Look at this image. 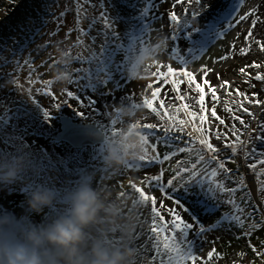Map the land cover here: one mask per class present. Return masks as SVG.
Here are the masks:
<instances>
[{"label": "snow or ice", "instance_id": "1", "mask_svg": "<svg viewBox=\"0 0 264 264\" xmlns=\"http://www.w3.org/2000/svg\"><path fill=\"white\" fill-rule=\"evenodd\" d=\"M125 2H129V0H125ZM185 2L188 5L193 3L201 5V0H175L172 7L175 9L177 5ZM245 2L246 0H239L240 6H243ZM75 3L78 23L80 16L87 14L85 5H90L92 8L97 7L93 0H75ZM99 8L101 9L99 15L89 23V29L98 23L102 25L99 35L103 36V41L99 46V52L93 51L87 58L82 55L73 58L67 52L68 56L75 59L77 63H82L85 59L89 63L97 62V66L94 68H77L75 70L78 77L81 73L85 74L83 76V79L87 80L85 87L90 88L93 92L97 90L98 86H106L109 82H114L113 72H120L123 75L121 65L115 61L118 53L123 52L125 56H128L129 63L132 65L137 53L147 52L151 48L153 28L148 21L158 18L151 15L156 8L154 0H139L138 20L130 24L131 30L124 34L128 37L127 45H125L121 41V34L116 29V20L109 15L104 0H100ZM184 11L187 13L188 9ZM257 13L258 8L255 7L244 15L237 13L231 19H225L227 27L222 31H214V28H210L208 31L214 32L216 38H222L237 24L246 21L250 16L255 17L244 36L247 46L240 48L239 53L242 56H247L253 42L261 51H264V39H257L253 34L257 23L261 22ZM199 14V11L190 13L193 20ZM60 15L63 17L64 13L62 12ZM167 15L171 22V33L167 39L173 42L170 56L178 61L179 67L159 63L157 70L152 75L156 77L157 82L162 84V87H153V84H148L147 87L152 89L151 95L150 97L144 96L140 103L135 102V97L125 98L135 113L140 109H148L159 120V123H141L137 119L131 125L141 128L148 147L138 160L128 162L125 166L126 169L160 165L158 174L146 175L139 183L133 180L128 181L129 187L136 194L132 199L131 210L134 211L138 206L150 205L147 242H150L154 251L152 260L158 264H197V261L200 264H209V261L214 258H222V254L218 253L215 248L208 252L206 259L196 254L197 241L203 238L204 233L222 227L228 231H231L233 227L240 229L241 232L237 239L248 238L249 247L254 254L257 257H264V251L258 250L255 245L251 244L254 230L264 227V211H262L264 210V167H260L264 165V119H260L256 112L249 107L254 105L264 112V100L257 98L256 93L249 94L241 91L240 88H233L228 80H223L218 87L213 85L208 79L209 75L215 73L219 80L221 79L220 73L216 68L209 67L207 64L200 65L196 71L189 70L190 60L186 57H190L191 61L200 60L206 56L212 41L205 33L199 43H192V47L185 49L182 54L178 43L182 39L181 31L190 29L184 33L183 39L191 41L193 32L201 30L192 27L188 20H184L181 24L182 17L176 11H170ZM71 31L70 29L68 35L71 34ZM80 32L81 36L88 35V32L83 29H80ZM238 39L239 36L234 37V40ZM92 40L95 42L96 37L93 36ZM77 45L84 46V40L78 38ZM48 46L50 45H46V47ZM235 52L236 44L229 43L227 52L214 58L213 64L225 66V62L235 58ZM52 60L55 58L50 56V61ZM4 63L8 64L11 61ZM15 63L17 70H21L25 66L28 67V83H36L32 77L37 73V69L33 66L34 61L31 58L23 60L22 64L19 61ZM56 63L59 62L56 61ZM44 66L41 64V67ZM132 66L135 67V65ZM262 67L264 64L254 61L246 67L240 68L239 72L248 77L245 82L250 87H255L251 81L254 79L264 82V73L257 72L255 76H252L246 69ZM101 74L106 78L100 79ZM197 75H200L199 80H197ZM93 78L96 80L95 83ZM13 81V88L23 87L19 84L18 77H13ZM42 83L44 87L37 91L42 95L57 99L50 90L52 81L45 80ZM167 85H171L173 99L178 101V104H166L167 97L161 98L162 88ZM182 85H186V90L183 92L181 91ZM3 87L4 85L0 84V89ZM115 87L119 88L120 84L115 83ZM221 90L225 97L233 98L230 103L234 107H230L229 103L222 98ZM65 95L81 104L85 103L80 95L73 91L66 90ZM62 103L68 105L67 100ZM95 103V100L91 98L87 101V105L93 108ZM221 104H223V111L229 114L230 122H226L225 118L218 114L217 108ZM61 106L62 104L58 100L53 105L57 111L61 109ZM79 113L85 117L83 111ZM181 113L185 118H181ZM245 115L250 119L246 120ZM43 116L48 118L52 116V113L45 108ZM122 120L121 115L116 113L113 118H110V123L119 125V127L109 128L101 123L95 128L102 130L105 137L111 139L124 128ZM193 133L197 135H193ZM150 138H154L155 142H150ZM214 141L219 142V146ZM257 142H259V146ZM159 147H163L167 151L161 153L158 151ZM224 151H228L230 154L222 155ZM181 154H187V156L183 159H176L174 167L171 168V178L165 179L169 168L163 165ZM229 164L236 165L235 169L229 167ZM241 168H244L243 172ZM228 182L234 186H229ZM153 190H159L164 199L172 200L176 207L166 206L163 199L159 201V207H157V198L150 194ZM177 192L179 195H173ZM189 193L201 196L195 201L196 206L192 208L185 207L181 200V196ZM237 193H242V195L237 197ZM118 196L122 200L130 198L123 190L118 193ZM182 212L188 214L187 218L182 215ZM164 213L169 219L165 218ZM216 213L220 214L219 219L206 226V221ZM258 214L261 216L259 222L252 223L245 231L246 221L255 220ZM139 235L138 233L136 238ZM110 243L115 245V242ZM261 247H264V244Z\"/></svg>", "mask_w": 264, "mask_h": 264}, {"label": "rangeland", "instance_id": "2", "mask_svg": "<svg viewBox=\"0 0 264 264\" xmlns=\"http://www.w3.org/2000/svg\"><path fill=\"white\" fill-rule=\"evenodd\" d=\"M17 1L0 0V84L5 85L7 81H13V77H18L19 84L23 86L22 88H13V84H8L0 89V154H13L20 148H25L32 153L34 158H44L49 166H55L57 169L55 179L61 187L71 184L77 178V173L80 169L93 171L95 173L94 185L110 191L112 199L122 200L118 196L121 190L128 194L130 198L123 199L128 205L124 209L127 212L129 208H132V199L136 195L129 187L128 181L133 180L139 183L146 175L158 174L159 165L139 169H126V167H123L116 172L105 168L103 165L102 143L98 144L97 148L87 146L75 147L65 140H54L53 135L61 129L60 117L62 115H69L73 120L84 123L92 122L97 125L103 123L109 128L119 127V125L110 123V118L114 117L115 107L121 102L129 104V101L125 99L126 97H135V102L140 103L144 96L150 97L151 95L152 89L147 87L148 84H153V87H162V84L157 82L156 77L153 75H150L146 79L130 80L127 77V69L130 66L129 57L125 56L123 52L118 53L115 57L116 63L121 65L123 75L120 72H113L114 82H109L106 86H98L95 92L85 87L87 84V80L83 79L85 74L81 73L78 77L75 74V70L77 68H94L97 66L96 61L89 63L85 59L82 63H77L73 59L70 69L72 72L71 83L67 85L55 83L53 81L52 68L59 66L56 63L58 61L57 46L69 52L70 57L73 58L77 55L87 58L91 52H99V46L103 41V36L99 35L102 25L98 23L89 29V23L101 11L99 8L100 0H93V3L97 5L96 8H92L90 5L84 6L87 14L80 16L79 23L77 22L78 16L75 0ZM208 1L212 0L201 1V3ZM104 3L109 15L116 20V29L121 34V41L127 45L128 37L124 34L131 30L130 24L138 20L139 0H129V2H125V0H104ZM154 3L156 4V8L151 15L158 18L148 21L153 28L151 32L152 44L157 36H170L171 22L167 14L170 11H176L182 17L181 24H183L184 20H188L192 27L201 30L200 32H193V40L191 41L183 39L184 33L190 29L181 31L182 39L178 43L182 54L185 49L192 47V43H199L204 38L205 33L208 34V39L212 41L206 56L200 60L191 61L190 57H186L190 60L189 70L196 71L200 65L207 64L209 67L216 68L220 73L221 79L219 80L215 73L209 75L208 79L213 85L218 87L223 80H228L231 82L233 88H240L241 91L249 94L256 93L257 98L264 100V82L261 83V81L253 79L251 83L255 87H250L245 82L248 80V77L239 72L240 68H244L254 61L264 64V51H261L254 42L253 46L255 45L256 48H252L253 50L251 49L247 56H242L239 53L240 48L247 46L244 42V36L255 17L250 16L246 21L237 24L232 31L222 38H216L214 32L210 33L208 31L210 28H214V31H222L227 27L225 19H231L237 13L244 15L255 7L258 8L257 15H259L261 22L257 23L253 34L257 39H260V37L264 39V0H246L243 6H240L239 0H218L212 6H207L209 13L206 11L204 13L206 15L199 14L194 20L191 18L190 13L192 11H200L201 5L193 3L194 5H190L189 9L186 8L188 12L185 13V9H183L185 4L177 5L173 9L172 5L175 3V0H154ZM225 4L231 6H226L224 11L216 12L219 5ZM62 12L64 13L63 17L60 15ZM229 13H231V16H229ZM208 15L210 17H207ZM206 17V22L200 25V19L204 21ZM204 26H207L206 29L203 28ZM70 29L72 31L68 35ZM80 29L88 32V35L81 36ZM93 36L96 37L95 42L92 40ZM236 36H239L238 40H234ZM78 38L84 40V46L77 45ZM231 42L236 44L235 58L225 62V66L223 67L213 64L214 58L227 52L228 45ZM46 45L50 46L46 47ZM172 47L173 42L168 39L166 51L160 56V64H172L173 67H179L178 61L172 59L170 56ZM50 56L54 57L55 60L50 61ZM29 58L34 61L33 66L37 69V73L32 77L36 81L34 84L28 83V67L25 66L21 70L16 69L15 62L19 61L22 64L23 60ZM5 61H11V63L5 64ZM234 63L238 64L231 68ZM41 64L45 66L41 67ZM157 67L158 65H150V72H155ZM263 68H247L246 70L252 76H255ZM10 73L12 75H9ZM104 78L106 77L101 74L100 79ZM199 79L200 75H197V80ZM45 80L52 81L50 90L57 99L42 95L37 91V89L44 87L42 81ZM77 80L78 82H76ZM93 82H96L95 78H93ZM115 83H119L120 87H115ZM66 90L80 95L85 103L81 104L79 101L67 97L65 95ZM185 90L186 85L181 91ZM192 95H195V93H192ZM220 95L229 103L230 107H234L230 103L233 98L225 97L222 90L220 91ZM173 96L171 85L163 86L161 98L167 97L165 100L166 104L175 103L174 99L170 101ZM89 98L95 100L94 108L87 105ZM57 100L62 104L61 109L58 111L53 107ZM64 100H67L70 106L64 105L62 103ZM189 102L191 103V101ZM249 107L252 111L256 112L257 116L260 112L264 114L260 108L254 105ZM45 108L52 113L51 117L45 118L43 116V109ZM145 110L147 109H140L136 112V117L141 123H159L158 118L153 117L154 114ZM80 111L85 113V117L79 113ZM217 111L219 115L225 118L226 122H230L229 114L223 111V104L218 106ZM181 118H185L183 113H181ZM244 118L246 120L250 119L246 115ZM126 122L125 120L121 121L124 125ZM37 123H39L41 128L38 125L36 131L40 133H38L39 136L34 133L33 137V132H30L29 126ZM237 126L239 125L237 124ZM193 135L197 134L193 133ZM153 139L150 138V140ZM214 143H217L219 146V142L214 141ZM229 154L230 152L228 151L222 153V155ZM228 166L233 169L236 167L233 164H229ZM260 167H264V165ZM241 171L243 172L244 168H241ZM171 175L169 172L166 173L165 179L171 178ZM228 184L229 186H234L231 182H228ZM150 194L155 195L157 198V207H159V201L162 199L166 206L176 207L172 200L164 199L163 194L159 190H153ZM173 195L179 194L173 193ZM240 195L242 193H237V197ZM24 200L25 195L22 187L17 186L15 191L11 193L8 190L0 191V206L15 211L17 214L23 213ZM181 200L185 204V207H195L192 205L194 201L193 194L189 193L181 196ZM177 210L182 211L180 209ZM134 212L139 217L135 228L139 232H141V229L147 232L150 224V205L138 206ZM164 215L166 219H169L166 213ZM182 215L185 218L188 216L187 213L183 212ZM219 217V213L212 215L206 221V226L214 223ZM34 219L39 221L41 217L36 216ZM260 219L261 216L258 214L255 220L246 221L245 231L252 223L259 222ZM240 232L241 230L236 227H233L231 231L222 227L206 232L203 238L197 241L196 254L206 259L208 252L215 248L218 253L222 254V258H214L212 261H209V264H264V257H257L249 247L248 238L237 239ZM189 238H192L191 235ZM110 242L117 241L112 237ZM251 244L255 245L258 250L264 251V247H261L264 244V227L254 230ZM143 253L140 257L137 255V262L135 261V264H143L141 260L144 257ZM241 253L244 255L241 256ZM148 264H158V262L152 260ZM197 264H200V262L197 261Z\"/></svg>", "mask_w": 264, "mask_h": 264}, {"label": "clouds", "instance_id": "3", "mask_svg": "<svg viewBox=\"0 0 264 264\" xmlns=\"http://www.w3.org/2000/svg\"><path fill=\"white\" fill-rule=\"evenodd\" d=\"M167 36H157L147 52L138 53L127 69L130 80L146 79L150 65H158L166 51ZM58 65L52 68L53 81L67 85L72 81L73 58L57 46ZM7 81L4 86L13 84ZM128 123L108 139L102 130L90 128L89 137L102 142L105 168L118 172L130 161L138 160L148 145L130 104L121 102L114 109ZM57 169L44 158L20 148L13 154H0V191L24 189V211L17 214L0 206V264H135L136 222L139 217L125 200L112 199L106 188L94 185L95 173L80 169L77 178L61 187L55 179ZM39 216V221L34 217ZM120 232V243L111 238Z\"/></svg>", "mask_w": 264, "mask_h": 264}, {"label": "trees", "instance_id": "4", "mask_svg": "<svg viewBox=\"0 0 264 264\" xmlns=\"http://www.w3.org/2000/svg\"><path fill=\"white\" fill-rule=\"evenodd\" d=\"M19 1V0H18ZM17 1V2H18ZM138 1V0H137ZM201 1H206V0H201ZM218 0H212V1H208V2H204V3H201V9H200V11H199V13L200 14H203V15H206V14H204L206 11H208L209 9H208V5H213V4H215L216 2H217ZM185 4V6L183 7V9H186V8H190V5H188L186 2L184 3ZM194 5V4H193ZM226 6H231V5H227V4H225V5H219L218 6V8H217V10H216V12H221V11H224V9L226 8ZM207 13H209V11L207 12ZM211 15V14H210ZM210 15H208L207 17H210ZM263 15V14H262ZM207 17L204 19V21L202 20V19H200V21H199V24L200 25H203V22H206V20H207ZM262 19H263V17H262ZM206 27L207 26H204L203 28L204 29H206ZM257 38V37H256ZM260 39H263V38H261L260 37ZM255 47V45L253 46V43H252V46H251V49L252 48H254ZM256 48V47H255ZM254 48V49H255ZM253 50V49H252ZM138 54V53H137ZM238 63H234L232 66H231V68H233V67H235L236 65H237ZM260 73H264V68L262 69V71L260 70L259 71ZM261 83H262V81H261ZM185 87V85H182L181 86V89H183ZM183 92V91H182ZM170 101H173V97H171V99H170ZM175 103L176 104H178L179 102L178 101H175ZM146 112H150V110H145ZM259 112V111H258ZM153 117L154 118H158V117H156L155 115H153ZM258 117L260 118V119H264V114H262L261 112L259 113V115H258ZM40 122V121H39ZM92 123V122H91ZM39 125V123H37V124H31L30 126H29V128H30V132H33V137H34V133L35 134H38V133H40V132H37L36 131V128H37V126ZM97 125V124H96ZM39 128H41V126L39 125ZM38 136H39V134H38ZM54 139V138H53ZM55 140V139H54ZM56 141H58V140H56ZM150 142H155V140L153 139V140H150ZM257 145L259 146V142H257ZM82 147V146H81ZM84 147V146H83ZM87 147H91V148H97L98 147V144L97 145H92V146H87ZM158 151H160L161 153H163L164 151H167V149H165V148H163V147H159L158 148ZM187 156V154H181L179 157H175V158H173V160H171V161H168V162H165V164L163 165L164 167H168L169 168V173L170 174H172V172H171V168L172 167H174V165H175V161H176V159H183V158H185ZM249 162H252V161H249ZM159 167H160V165H159ZM158 167V168H159ZM176 194H179V192H177ZM188 197V196H187ZM201 197L200 196H194V201L192 202L193 204V206H196L195 205V201L197 200V199H200ZM188 200H189V197H188ZM140 234L139 235V237L138 238H136L137 237V234ZM147 234H148V229H147V232H145L143 229H141V232H139V230L137 231V229L135 228V232L133 233V236H134V246L137 248V255L140 257L141 255H142V253H143V251H145V253H143V255H144V257H143V259H141L142 260V262H143V264H148V262H150V261H152V257H153V255H154V251L152 250V248H151V245H150V242H147ZM120 235H121V233L120 232H117L115 235H113L112 237L117 241V242H115V244H118V243H120L121 241H120V239H119V237H120ZM136 261V260H135ZM137 262V261H136Z\"/></svg>", "mask_w": 264, "mask_h": 264}, {"label": "water", "instance_id": "5", "mask_svg": "<svg viewBox=\"0 0 264 264\" xmlns=\"http://www.w3.org/2000/svg\"><path fill=\"white\" fill-rule=\"evenodd\" d=\"M60 119L61 129L53 135L55 140H65L75 147L102 143L93 141L88 135L89 129L95 128L96 124L75 121L69 115H62Z\"/></svg>", "mask_w": 264, "mask_h": 264}, {"label": "bare ground", "instance_id": "6", "mask_svg": "<svg viewBox=\"0 0 264 264\" xmlns=\"http://www.w3.org/2000/svg\"><path fill=\"white\" fill-rule=\"evenodd\" d=\"M79 122H81V121H79ZM84 146H92V145H84ZM83 147V146H82Z\"/></svg>", "mask_w": 264, "mask_h": 264}]
</instances>
